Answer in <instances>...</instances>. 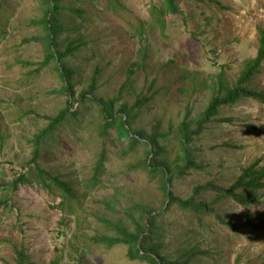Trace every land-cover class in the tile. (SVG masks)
Returning <instances> with one entry per match:
<instances>
[{
	"label": "rangeland",
	"instance_id": "obj_1",
	"mask_svg": "<svg viewBox=\"0 0 264 264\" xmlns=\"http://www.w3.org/2000/svg\"><path fill=\"white\" fill-rule=\"evenodd\" d=\"M43 1L0 0V200L9 201L0 208V264H14L16 247L35 264H149L130 259L127 245L110 247L93 240L97 234L114 233L102 218L131 226L128 212L135 204L159 208L163 203L147 171L129 169L145 156L146 147L128 148L113 129L104 143L95 100L75 101L78 115L49 138L40 159L43 167L70 183L73 196L50 179L39 182L34 174L18 188H8L29 170L30 140L48 123L43 115L57 114L69 94L55 67L60 61L41 64L46 51L34 37L45 31L37 22L45 16ZM176 3L180 12L161 14L164 0H61L64 29L58 36L63 49L70 40L79 44L65 59L74 69L75 98L99 71L95 94L117 98V106L141 101L135 127L152 133L161 121L159 131L170 138L171 159L179 152V123L188 113L191 118L202 114L220 92V78L229 87L238 85L247 62L258 55L264 30V0ZM246 84L264 89V59ZM253 105L255 111L245 110ZM192 144L198 164L174 180L175 192L187 197L208 183L230 187L244 167L264 164V102L242 96L220 106L219 115ZM103 149L104 169L96 176ZM201 196L216 207L219 203L236 224L264 210V193L248 205L231 197L219 201L211 187ZM200 217L172 205L160 218L165 252L175 253L181 244L200 245L208 253L193 264H264L263 229L235 230L213 213Z\"/></svg>",
	"mask_w": 264,
	"mask_h": 264
},
{
	"label": "trees",
	"instance_id": "obj_2",
	"mask_svg": "<svg viewBox=\"0 0 264 264\" xmlns=\"http://www.w3.org/2000/svg\"><path fill=\"white\" fill-rule=\"evenodd\" d=\"M43 2L47 6L45 8V16L37 22L43 25L45 31L43 35L34 37L43 41L46 51L45 60L41 64H47L51 59L60 61L61 65L55 64V67L61 71L65 78L64 90L68 91L69 94L67 104L57 114L43 115L44 118L48 119V123L39 129L30 140L33 150L31 159L27 162V166H30L29 170L21 172L10 181L8 188L10 187L12 190L18 188L20 182L29 179V174H34L39 182H45L46 179H50L53 184L63 190L64 194L73 196L74 190L70 183L62 180L60 175H55L48 168L43 167L40 159L43 148L48 144L49 138L54 136L63 122L78 115V108H74L75 101L93 99L100 106L103 122L99 134L104 138V143L109 139V133L113 129L117 132V139L122 140L123 144L126 143L128 148L134 149L138 146H145V156L141 157L138 162L130 164L129 169L142 168L147 171L149 180L157 182L163 196V203L159 208L147 203L135 204L130 209L131 211L128 212L131 216V226L122 220L114 221L102 218L112 227L114 233L97 234L93 236L95 242L104 243L110 247L120 244L127 245V253L130 259L141 260L149 264H193V260L198 255L208 253L200 245L187 246L181 244L175 250V253L165 252L164 249V229L160 223V218H163L164 213L174 204H177L182 210L190 211L199 217L204 213H213L218 220L235 230H246L248 227L264 230V210L257 216L250 214L245 217L241 224H236L231 222L221 212L219 203L217 204L218 207H216V204H211L212 201L203 199L201 196L202 190L211 187L217 191V198L231 197L243 205L257 203L260 200V196L264 193V164H261L260 161L244 167L241 175L228 188L215 183H208L197 186L194 192L187 197L177 194L174 190V180L186 175L192 167L198 164L195 147L192 144L193 138L195 135L200 134L219 115L220 106L236 102L242 96H252L260 102H264V89L258 90L246 84L251 80L252 74L259 70L260 63L264 59V30H261L258 55L255 59L247 62L238 85L229 87L220 78V92L212 97L202 114L197 118H191L190 113H188L182 122L179 123L176 135L179 152L174 159H171L168 154V141H170V138L167 132L159 131L162 126L161 121L154 126L156 128L152 133H149L144 128L135 127V119L141 110V101H137L133 105L128 102H122L117 106V98L107 100L95 94L98 88L99 71L95 72L90 87L75 98L74 69L68 65L65 59L79 47V44H76L75 40H70L66 47L62 48L58 39L59 34L64 29L60 22L61 0H44ZM176 2L177 0H164V6L160 11L161 14L180 12L181 8ZM162 18L159 17V20L163 22ZM70 98L74 100L71 102ZM170 125L173 126L174 123L171 122ZM105 154L106 149H103L102 156L99 157L96 164V176L104 169ZM261 190L263 191L260 192ZM213 201L216 203V199ZM4 204L9 205V201L1 199L0 208ZM133 210L137 214H132ZM15 253L14 264H35L23 248L16 247Z\"/></svg>",
	"mask_w": 264,
	"mask_h": 264
},
{
	"label": "clouds",
	"instance_id": "obj_3",
	"mask_svg": "<svg viewBox=\"0 0 264 264\" xmlns=\"http://www.w3.org/2000/svg\"><path fill=\"white\" fill-rule=\"evenodd\" d=\"M245 110L246 111H255L256 110V106L253 105L251 108H248L247 106H245Z\"/></svg>",
	"mask_w": 264,
	"mask_h": 264
}]
</instances>
